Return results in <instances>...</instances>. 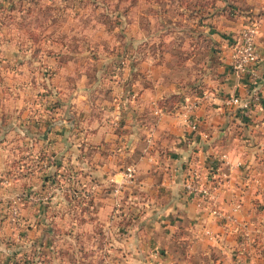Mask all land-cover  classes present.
I'll return each mask as SVG.
<instances>
[{"label": "crops", "instance_id": "1", "mask_svg": "<svg viewBox=\"0 0 264 264\" xmlns=\"http://www.w3.org/2000/svg\"><path fill=\"white\" fill-rule=\"evenodd\" d=\"M250 5V10L259 12L254 17L258 27L255 77L237 76L230 70L231 47L246 18L241 14L233 19L225 16L227 22H221L213 30L219 63L197 64V68L203 69H197L196 73L203 70L202 75L196 74L187 81L195 85V79L199 78L203 86L196 92L186 86L179 75L181 69L166 61L153 62L147 58L136 60L135 65L130 61L122 65L121 61L102 59L101 70L95 74L97 77L101 73L95 86L96 95L90 98L80 89L62 108L40 110L49 119L42 133L46 138L29 143V151L17 149V144L10 145L16 151L3 163L25 158L41 163L91 164V171L82 178L95 184L93 215L111 229L115 222L106 220V216L119 197L126 196L125 202L132 211L140 191L139 205L146 218L133 220L140 230L133 229L136 226L133 221L124 222L123 226L133 228L126 229L122 239L126 257L129 254L136 258L137 264H254L264 260V95L251 101L252 96L262 94L264 0H252ZM186 62L194 63L192 59ZM105 69L108 76L103 74ZM56 90L61 95L59 87ZM232 95L246 101L249 107L224 106V100ZM171 96L182 98L176 108L165 107L168 105L164 100ZM4 97L6 101L10 96ZM186 100L195 103L189 121L182 117L186 112L180 113L179 109ZM56 110L62 115L59 119H53L59 115ZM35 112L30 116V127H34L33 119L39 118ZM20 114L19 109L17 118ZM2 115L0 108V126L4 128ZM107 146L111 151L108 155L103 153ZM88 148L93 150L92 156L85 151ZM121 167H134L132 181H125L126 170L123 172ZM47 169L35 166L28 174L39 176ZM23 174L27 171L22 166L13 168L10 174L15 180L13 185L27 178ZM1 179L5 187L12 183L10 178ZM11 191L12 201L19 209L15 225L19 227L23 223L22 195L40 198L45 192L21 188ZM55 195L31 203L37 209L30 220L31 234L26 240L17 238L21 247L16 246L15 251L8 248L10 257L24 262L31 253L29 257L36 264H49L50 259L62 258L67 246L62 243H69L70 237L52 235L57 221L50 217V209L64 207L62 202H53ZM4 203L0 201L1 208ZM4 207L6 214L0 217L1 224L7 222L11 210L10 206V209ZM114 233L110 231L113 239ZM26 245L30 249L24 251Z\"/></svg>", "mask_w": 264, "mask_h": 264}, {"label": "rangeland", "instance_id": "2", "mask_svg": "<svg viewBox=\"0 0 264 264\" xmlns=\"http://www.w3.org/2000/svg\"><path fill=\"white\" fill-rule=\"evenodd\" d=\"M250 4L252 0H0V108L5 106L16 110L15 114L6 117L7 126H0V197L4 199L0 201L5 202L3 205L6 209L11 208L8 210L10 215L7 222L0 223V264H36L37 261L29 257L31 253L26 255L23 262L15 256L10 257L7 249L15 251L16 246H20L21 242L17 239L19 236L24 237V240L29 238L30 220L37 210L33 209L35 207L31 203L51 198L53 193L56 194L53 202H62L64 207L50 209V217L57 221L52 227V235H68L70 239L67 240L70 241L62 243L67 245L62 258L50 259L49 264L139 262L129 254L126 257L127 251L122 239L126 229L133 228L123 224L146 218L139 205L142 198L140 191H137L138 197L132 211L125 202L126 196L119 197L117 205L106 216V220L108 218L117 225L111 229L109 224L100 221L101 224L93 215L95 184L93 180L82 178L91 171V164L79 161L69 164L35 162V166L41 170L51 168L43 171L40 177L23 174L27 178L13 185L15 180L10 174L13 168L17 170L22 165H15L13 161L3 163L4 159H10L12 153H15L13 151H16L10 145L17 144V149L29 151V143L34 144L46 138L42 137V133L49 119L40 110L47 107L62 108L65 101L80 89L85 90L90 98L95 96V86L101 73L97 77L95 74L101 70L99 63L102 59L121 61V64L124 62L122 65L126 62L129 64L130 59L145 61L150 58L153 62L163 60L168 65L180 68L179 75L187 83L190 77L203 73V70L196 73L197 69L202 68H197V64L206 63L218 56L217 52L210 51L213 49L212 40L215 39L213 29L221 22H227L225 16L233 19L237 14L244 15L246 19L243 27L255 22L254 17L259 12L250 10ZM215 48H218L216 44ZM189 59L194 63L186 64ZM106 72L105 69L103 74ZM81 75H85V79L83 77L79 81ZM56 87L61 90V95H57ZM6 94L10 97L5 101L3 99ZM180 96L166 98L164 102L168 106L165 107H175L177 101L182 100ZM184 102V105H179L180 113L185 111L183 106L191 103L187 100ZM19 109L22 117L20 114L17 118ZM34 110L35 114L39 113V118L33 119L35 124L31 128L30 116H34ZM59 111L56 110V113ZM61 116L59 112L53 119ZM85 151L89 156L93 155V150L88 148ZM110 152L108 146L103 150L106 155ZM121 168L123 171L125 167ZM22 169L29 171L26 166H22ZM3 176L12 178V183L7 187L1 184ZM17 188L45 192L40 198L39 195H22L23 210L20 211V218L23 223L19 227L15 226L19 209L12 201L11 191ZM4 206H0V217L6 214ZM12 206L16 207V214ZM38 210L41 212L40 208ZM133 224L137 226L134 230L141 229L135 222ZM110 231L117 232V235L114 233V239ZM29 249V245L24 247V251ZM257 262L264 264V260Z\"/></svg>", "mask_w": 264, "mask_h": 264}, {"label": "built area", "instance_id": "3", "mask_svg": "<svg viewBox=\"0 0 264 264\" xmlns=\"http://www.w3.org/2000/svg\"><path fill=\"white\" fill-rule=\"evenodd\" d=\"M258 33V27L255 22L249 23L244 26L235 43L231 47L229 55V67L230 70L237 76L251 75L255 77L254 66L258 60V53L256 50V36ZM124 63V62H122ZM261 90L262 94H256L251 97V101H257L262 95H264V77L261 78ZM224 106L227 107H239L246 109L248 106L247 102L241 100L238 96H229L223 102ZM195 103H191L185 107V121L190 120V112L193 110ZM134 167H128L124 172V179L126 182H130L134 177ZM204 193L206 191L203 190ZM13 213L16 214V207L12 206ZM254 264H263L261 262H255Z\"/></svg>", "mask_w": 264, "mask_h": 264}, {"label": "trees", "instance_id": "4", "mask_svg": "<svg viewBox=\"0 0 264 264\" xmlns=\"http://www.w3.org/2000/svg\"><path fill=\"white\" fill-rule=\"evenodd\" d=\"M209 26H211V25H209ZM214 30V29H213ZM213 41V40H212ZM210 51H214V52H216L217 51V49L215 48V43H214V41H213V49L212 50H210ZM216 59V60H215ZM130 62H131V64L133 63L134 65H135V63H136V60H134V59H130L129 60ZM186 61H188V60H186ZM194 62V61H193ZM214 62H219V59H218V57H216V58H214L213 60H211V61H206V63H214ZM187 63V62H186ZM205 63V62H204ZM205 63V64H206ZM195 85H192L191 83H187L188 84V86H190L189 87V89L190 90H192L193 92H196V90H198L199 88H201L203 85L200 83V80H199V78H197V80L195 79ZM194 84V83H193ZM186 87V86H185ZM3 99V98H2ZM4 100V99H3ZM241 109V108H240ZM2 110H3V115H2V124L3 125H5V126H7V122H6V115L8 114V113H10L11 111H13L12 109H10V108H8V107H2ZM9 117V116H8ZM7 117V118H8ZM14 164L15 165H22V166H26V168L29 170L27 173H30L33 169H34V167H35V159L33 160H26L25 158H20L19 160H16V161H14ZM45 176H47V175H45Z\"/></svg>", "mask_w": 264, "mask_h": 264}]
</instances>
